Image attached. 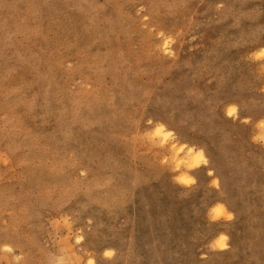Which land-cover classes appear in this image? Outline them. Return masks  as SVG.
I'll return each mask as SVG.
<instances>
[{"label": "rangeland", "instance_id": "374dc122", "mask_svg": "<svg viewBox=\"0 0 264 264\" xmlns=\"http://www.w3.org/2000/svg\"><path fill=\"white\" fill-rule=\"evenodd\" d=\"M0 264H264V0H0Z\"/></svg>", "mask_w": 264, "mask_h": 264}, {"label": "bare ground", "instance_id": "6f19581e", "mask_svg": "<svg viewBox=\"0 0 264 264\" xmlns=\"http://www.w3.org/2000/svg\"><path fill=\"white\" fill-rule=\"evenodd\" d=\"M161 129H162V130H163V129L165 130V128H164V127H161Z\"/></svg>", "mask_w": 264, "mask_h": 264}]
</instances>
